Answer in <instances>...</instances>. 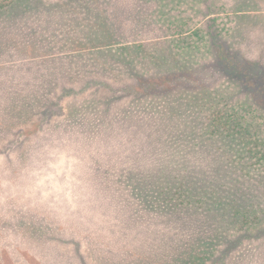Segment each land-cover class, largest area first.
<instances>
[{"label":"rangeland","instance_id":"1","mask_svg":"<svg viewBox=\"0 0 264 264\" xmlns=\"http://www.w3.org/2000/svg\"><path fill=\"white\" fill-rule=\"evenodd\" d=\"M122 1H34L17 5V9L12 10H18L15 15L8 12L0 15V264H83V258L84 264H109L110 261L121 264L123 260L127 264H181L180 254L200 256L204 253L202 245H199L202 232L191 229L181 238L169 233L170 229L181 226L172 221L182 223L187 216H181V220H165L163 229L156 224L150 225L152 221L144 219L142 214L136 218L132 216L135 223L131 224L128 200L120 193L123 199L116 200L114 206L109 202L116 197L115 185L119 191L118 181L110 174L105 177L110 181L102 180L110 186L105 201L111 206L105 204L100 211L89 209L90 204L97 201L95 189L101 186L96 162L109 160L119 163L115 155L118 144L114 142L113 135L124 138L132 132L147 134L161 130L142 121L134 122L129 117L131 113L127 116L128 125L110 123L115 115L113 109L105 116L104 109H100L103 105L98 101L117 94L113 90L109 93L106 87L92 92L93 87L110 84L128 88L130 93L114 100L116 109L130 101L126 110L132 108V113L135 111L133 106L147 105L144 108L139 106L140 111L136 115L154 116L158 121L170 115L176 123L179 122L176 117L185 116L175 111L169 113L170 109L164 102L167 99L165 93L150 91L146 95L135 96L134 93L137 95L141 89L153 88L155 83H138L124 66L107 65L111 53H105L109 54L108 60L100 53L129 49L140 42L148 44L153 51L154 46L160 44L158 51H166L164 43L159 41L170 37L166 35L167 31H157L153 35L154 32L147 30V25L139 31L141 39L131 37L120 40H114L116 37L110 39L108 32L114 24L128 26L125 31L132 32L141 17L140 27L148 24L150 19L155 20L153 14L149 16L150 7L156 5L168 13L169 7L175 6L179 0ZM112 2L118 3L116 8L109 7ZM189 3L195 2L189 0ZM211 3L216 11H219V5H224L226 12L238 16L236 32L229 41L231 54L239 69L234 70L226 63L219 66L214 63L208 66L209 76L206 78L204 71L199 73V80L184 78L192 85L180 90L190 101L191 97L202 95L200 92L206 89L195 83H251L249 78H258L264 73V0H211ZM143 10L148 12L146 16H143ZM115 17L121 20L115 22ZM160 74L157 71L154 76ZM256 78L254 83H264V76L263 80ZM51 83H57L55 89ZM80 83H89L91 87L73 91L72 87L77 88ZM168 83L174 86L177 80L158 84L164 86ZM176 91L173 89L170 93ZM86 100L95 103L90 104L91 109L96 105L90 115L100 122L83 121V102ZM99 113L104 117L101 118ZM188 124L193 127V122ZM162 129L165 131L164 126ZM88 133L99 135L104 144L95 138L87 140L90 137ZM101 134L106 136V141ZM209 139L205 141L207 150L215 149L222 143L219 139L215 140L217 143ZM101 150L107 155L103 156ZM194 150H197L196 146ZM211 157L207 152L204 154L206 162ZM221 160L219 155L215 161L222 164ZM217 176L220 177L219 171ZM249 183L257 188V194L264 200V176H255ZM23 215L36 220L32 227L38 236L41 235V228L37 224H43L50 235L49 242L57 237L46 244L43 252L33 246L34 240L32 242L30 237L24 236L28 235L24 224L27 225L29 219L9 225L11 217ZM195 216H189L188 221L199 222L200 229L203 226L201 215ZM115 219L128 222L133 228L121 231L118 237L114 230ZM121 227L126 228L124 225ZM89 234L102 237L103 241L96 246L86 238ZM66 235L75 243L64 245L65 242H59L61 244L56 246L57 240ZM244 239L226 254L224 263L218 264H264V230L250 236L249 240ZM78 243L81 259L74 253ZM228 246L226 242L221 244L217 254H223ZM89 247L95 252L88 253ZM176 247L182 248L178 254H175Z\"/></svg>","mask_w":264,"mask_h":264},{"label":"trees","instance_id":"2","mask_svg":"<svg viewBox=\"0 0 264 264\" xmlns=\"http://www.w3.org/2000/svg\"><path fill=\"white\" fill-rule=\"evenodd\" d=\"M34 1L40 3L43 0H0V15L6 12L15 15L18 10H12L17 9V5ZM122 2L120 0V3ZM194 2L190 5L189 0H179L175 6L169 7L168 13L154 5L149 8V16L153 14L155 20L150 19L148 24H142L143 26L140 27V22L143 21L141 17L137 20L138 24L135 23L133 26L132 32L125 31L128 26L118 27L117 24L111 26L108 23L112 28L108 32L110 39L116 37L114 40L131 37L141 39L142 35L140 36L139 31L144 30L147 25V30L154 32L153 35H156L157 31L168 32L166 35L170 37L163 39L165 41H159L164 43L166 51H158L157 46L160 44L154 46L155 51H153L148 44L140 42L129 49L106 50L100 53L103 55L111 53L105 55L106 60L109 56L111 58L107 65L116 64L119 68L124 66L131 72L130 75L136 77L138 83L142 81L155 83L153 88L141 89L142 91L137 95L134 93L135 96L140 97L150 91L165 93L167 99L165 98L164 102L170 109L169 113L175 111L178 115L185 116L176 117L179 119L178 123L172 120L170 115L158 121L154 116L135 114L140 111L139 106L144 108L147 105L133 106L135 107L133 113L132 108L126 110L130 101L116 109L117 104L114 100L123 98L127 92L130 93L128 88H117L110 84L93 87L92 92L106 87L109 93L113 90L117 94L98 101L103 105L100 109H104L105 116L113 109L115 115L110 123L128 125L127 116L131 113L129 117L134 122L142 121L148 125L158 126L161 130L147 134L132 132L126 134L124 138L113 135L114 142L118 144L115 155L119 163L109 160L96 162L101 186L95 189L97 201L92 202L89 209L100 211L105 204L110 205L105 201L107 200L105 194L110 186L102 180L103 178L105 181H110L105 178L110 174L118 181L116 184H119L117 189L120 192L116 190L115 185L116 197L108 200L114 206L116 200L123 199L120 193L128 200L127 204L131 208L129 219L131 224L135 223L134 217L142 214L144 219L152 221L150 225L156 224L163 229L165 220L187 216V220H182V223L172 221L181 226L174 230L166 227L170 229V232H167L174 237L179 235L180 238L191 229L202 232L201 242L198 244L202 245L204 253L200 256L191 253L180 254L179 259L183 262L181 264H218L225 262L226 254L242 239L249 240L250 236L264 230V200L257 194V188L249 183L255 176H264V83H254L255 76L249 78L251 83H195L197 86H205L206 89L200 92L202 95L191 97L192 101L185 97V92L180 89L192 83H187L184 78L194 77L199 80V73L203 71L206 72L204 74L206 78L209 76L208 66L214 63L216 66L226 63L234 70L239 69L231 54L229 41L236 32L238 16L226 12L224 5H219L220 7L217 8L219 11H216L211 0H194ZM117 4L112 2L109 7L116 8ZM145 13L148 12L143 10V16H146ZM113 19L115 22L121 20L117 17ZM88 34L92 36L91 32ZM157 71L161 74L155 77ZM263 76L264 73L258 75L256 79L263 80ZM167 80L168 82L177 80V87L176 84L174 86L169 83L164 86L158 84ZM51 84L55 89L57 83ZM89 87H91L89 83L83 85L80 83L79 87L72 88L73 91L78 92ZM173 89H177V93H170ZM170 100L173 102H169ZM90 104L95 103L88 100L83 102L85 106L83 121L87 119V121L100 122L90 115L96 107L94 105L91 109ZM188 113L191 115L186 116ZM99 114L101 118L104 117V114ZM188 122H193V127ZM163 126L166 132L162 129ZM101 136L106 141V136L102 134ZM91 138L103 143L99 135L90 134L87 140ZM208 139L213 142L219 139L222 143L215 149L207 150L208 144L205 141ZM194 146L197 150H194ZM206 152L212 155L210 163L204 160ZM101 154L107 155L104 150H101ZM219 155L222 164L215 161ZM227 155L231 157L227 158ZM218 171L220 177L217 176ZM195 215H201L200 223L203 222V226H200V229H198L199 222L188 221L189 216L196 218ZM24 218L29 219V223L24 224L25 233L27 232L28 235L24 236L30 237L32 242L34 240L33 246L39 247L43 252L46 244L56 240L57 237L51 236L53 239L49 242L47 239L50 235L46 233L48 231L45 230L46 225L42 226L43 224H37L39 229L41 228V235L38 236L35 228L32 227L36 220L28 216L11 217L8 220L9 225L23 222ZM47 220L49 221L48 218ZM131 224L115 219L116 236L119 237L121 231L131 230L133 228ZM122 225L126 228L123 229ZM67 236L58 239L56 246L61 244L59 242H65L64 245L75 243L74 239L71 240L70 236ZM86 238L90 242L92 240L96 246L103 241L102 237L93 234H89ZM225 242L229 243V246L223 254H217L218 247ZM79 243L74 253L81 259ZM181 249L176 247L175 254L180 253ZM94 252V248H88V253ZM120 259L125 258L120 257ZM84 260L85 258L81 260L83 264ZM109 264L117 263L110 261ZM121 264L127 262L123 260Z\"/></svg>","mask_w":264,"mask_h":264}]
</instances>
